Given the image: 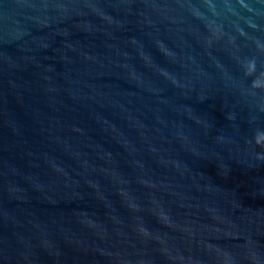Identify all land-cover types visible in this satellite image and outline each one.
<instances>
[{"label": "water", "instance_id": "95a60500", "mask_svg": "<svg viewBox=\"0 0 264 264\" xmlns=\"http://www.w3.org/2000/svg\"><path fill=\"white\" fill-rule=\"evenodd\" d=\"M0 264H264V0H0Z\"/></svg>", "mask_w": 264, "mask_h": 264}]
</instances>
